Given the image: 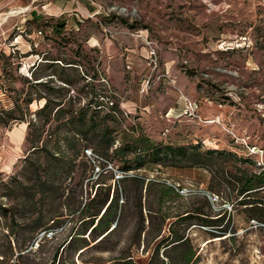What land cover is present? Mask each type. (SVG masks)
Wrapping results in <instances>:
<instances>
[{"label": "rangeland", "instance_id": "obj_1", "mask_svg": "<svg viewBox=\"0 0 264 264\" xmlns=\"http://www.w3.org/2000/svg\"><path fill=\"white\" fill-rule=\"evenodd\" d=\"M20 12L25 16L19 19ZM29 96L35 99L26 106ZM45 101L48 120L41 126L46 116L36 111ZM15 102L26 124L20 142L10 132L21 122L0 126V179L9 182L0 183V264H169L189 251L165 250L162 240L171 229L190 239V264H264V223L250 205L239 204L236 184L242 171H264V0H30L21 8L4 6L0 106L10 109ZM59 104L62 121L74 111L87 117L96 111L100 118L116 107L117 121H107L115 136L110 150L143 134L156 144L210 149L215 157L201 166L187 149L181 162L176 157L124 170L81 140L88 147L60 180L62 196L30 198L36 182L29 175L21 180L30 192H11L23 158L36 157L26 140L29 122L44 130L40 143L63 142L53 115ZM95 194L118 199L117 228L99 243L80 235L79 212ZM250 202L264 204V190ZM195 211L219 221L225 234L209 233L215 230L197 225L195 217L175 222ZM60 213V223L52 224Z\"/></svg>", "mask_w": 264, "mask_h": 264}, {"label": "trees", "instance_id": "obj_2", "mask_svg": "<svg viewBox=\"0 0 264 264\" xmlns=\"http://www.w3.org/2000/svg\"><path fill=\"white\" fill-rule=\"evenodd\" d=\"M34 17L33 20L37 19L33 11L31 12ZM22 33V31H21ZM38 80V78H34ZM40 82H35L37 84ZM35 98L29 96L23 99V102L27 105L31 104ZM48 101H45L43 106L36 111L39 115L44 109L48 107ZM54 112V118L57 123L56 133L58 140L61 139L63 142L56 141L53 143L49 142H39L42 131L39 128L33 127L34 122H29L27 125L28 132L26 134V140L30 143V155H35V158L24 157V164L21 166L19 172L11 177V181L14 180L16 183L15 190H11L13 193L30 192V187L21 180V176H28L35 178V184L33 187V192H31L30 198H33L36 193L44 196L45 193H54L56 196L63 194V186L60 180L72 172V166L74 159L79 155L83 154V149L86 147H91V150L104 161H117L120 163V167L124 170H131L143 168L145 165L150 163L160 164L167 161H175L174 158L179 157L176 161L181 162L184 159V155L187 154V149L192 150V155L196 159V163L204 166V159L215 157L212 154L213 150H206L200 152L196 149V146L192 145L188 148L185 146H175L173 144H156L149 137L139 134L122 139L121 143L115 148L111 149L114 143L115 136L113 135V127L110 126L107 121H117L116 113L114 110L116 107H111L108 112H105L102 117H97V112L92 113L91 116H86L85 113L74 111L65 120H61L66 115L63 113L60 104ZM42 114H45L43 112ZM41 115V114H40ZM23 111L21 109V104L15 102V106L10 109H5L0 106V126H8L10 122H21L20 124H26L23 121ZM46 119L41 126L46 124L48 120L47 114H45ZM62 117V118H61ZM18 124V125H20ZM40 125L38 127H41ZM63 127L65 129V134L60 135L59 128ZM11 131V130H10ZM31 134V139H28ZM81 140L86 142L89 141L88 146L81 147ZM202 158H198V157ZM42 158V161H41ZM202 159V160H201ZM168 165V164H167ZM177 166L178 164H171ZM19 174V175H18ZM20 176V177H19ZM10 181V182H11ZM3 187H8L6 182L0 179ZM237 184V199L240 197L241 200L239 204L250 205L249 211L253 214L255 218L264 223V204L259 202L251 203V198L258 193L263 191L264 187V171L259 174L246 173L242 171L241 175L236 179ZM171 191V189H169ZM118 199L112 197L110 200L108 195L106 198H101L99 194H95L92 199L89 200L87 204L84 205L83 209L79 212L81 216L79 222L83 228V234L87 235L86 238L94 237L93 240L99 239L97 243L102 242L105 237L114 232L117 228L119 222V215L117 214L118 209ZM9 210V209H8ZM5 210L4 215H8L11 212ZM75 211V210H74ZM195 213L185 212L183 217L177 216V222H185L190 220V218L195 217L198 220V224L201 227L208 228L209 230H215L209 232L216 234H225L226 229L222 227L219 221L210 219L209 217H197ZM62 213L57 215L54 219H51L52 224H59V218ZM165 219V218H164ZM163 219V220H164ZM11 220L14 221V216L12 215ZM112 225V223H114ZM175 223V224H176ZM174 224V223H173ZM189 225V224H187ZM17 226V225H16ZM44 225H35L34 230L41 228ZM54 227L52 225L50 228ZM12 233V231H11ZM87 233V234H86ZM74 236L70 237L68 244H71ZM83 239L84 248L88 246L85 238ZM162 245L166 248L165 250H171L178 252L185 246H189V251L183 253L180 259L177 258L176 261H172L169 264H190L191 260L195 257V252L192 250V245L190 239L179 234L173 229H171V234L166 236L162 240ZM82 253V252H81ZM80 253V254H81ZM157 255V254H156ZM21 255H17L16 259L20 258ZM120 264H133L131 259L120 260Z\"/></svg>", "mask_w": 264, "mask_h": 264}, {"label": "crops", "instance_id": "obj_3", "mask_svg": "<svg viewBox=\"0 0 264 264\" xmlns=\"http://www.w3.org/2000/svg\"><path fill=\"white\" fill-rule=\"evenodd\" d=\"M30 2V0H0V10L4 7L9 5L10 8H21L22 5L24 4V2ZM23 16H25L24 14H22V12L19 13V19L22 18ZM9 28V27H8ZM7 28V29H8ZM3 32L8 31V30H2ZM17 49L19 50L21 48V44L19 45V43L17 44ZM21 125V124H20ZM13 130V129H11ZM22 140V138L20 139V141Z\"/></svg>", "mask_w": 264, "mask_h": 264}, {"label": "bare ground", "instance_id": "obj_4", "mask_svg": "<svg viewBox=\"0 0 264 264\" xmlns=\"http://www.w3.org/2000/svg\"><path fill=\"white\" fill-rule=\"evenodd\" d=\"M24 130H25V126L24 125H21L19 128H17L16 130H14L13 132H10V136L20 142L19 140L21 138H23V134H24Z\"/></svg>", "mask_w": 264, "mask_h": 264}, {"label": "built area", "instance_id": "obj_5", "mask_svg": "<svg viewBox=\"0 0 264 264\" xmlns=\"http://www.w3.org/2000/svg\"><path fill=\"white\" fill-rule=\"evenodd\" d=\"M38 33H41L40 31H38Z\"/></svg>", "mask_w": 264, "mask_h": 264}]
</instances>
